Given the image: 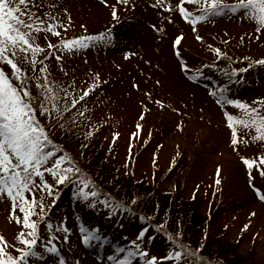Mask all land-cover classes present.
<instances>
[{
	"label": "rangeland",
	"instance_id": "obj_1",
	"mask_svg": "<svg viewBox=\"0 0 264 264\" xmlns=\"http://www.w3.org/2000/svg\"><path fill=\"white\" fill-rule=\"evenodd\" d=\"M115 2L109 0V4ZM44 3L45 7L37 13L42 19H47L44 12L51 11L69 25L66 30L61 28L62 36L95 34L106 28L113 34L111 43L96 41L87 48L61 52L59 61L55 56L46 61L52 78L77 93L97 73L103 81L78 104L77 110L84 113L83 117L74 123L61 121L63 127L50 126V138L62 146H70V151L78 153L79 160L87 161L85 165L95 161V169L106 175L103 179L107 183L106 177L116 176L110 180L114 184L107 186L101 178L91 179L111 196L119 194L118 197L126 196L128 200L136 197L132 201L139 208L110 217L102 204L93 207L85 201L73 203L70 191L65 188L63 194L69 192L68 203L53 204L48 212L54 225L64 221L70 229L67 240L63 239L65 233L57 230L59 238L53 241L64 250L66 264H111L109 256L120 255L114 252L116 246L135 239L140 224H145L141 214L150 219L172 220L169 226L181 228L184 241L193 246L206 242L202 254L235 259L237 264H264V200L255 194L249 184L248 169L240 160L241 156L257 158L264 154V141H252L248 138L249 130L240 128L243 139L234 149L223 110L210 94L211 89L224 83L231 96L251 103L256 97L264 96V65L237 73L231 82L216 69L200 68L209 63L220 68H243L250 60L264 56V29L257 34L254 21L240 12L226 11L201 23L208 29V33L199 32L204 37L201 42L195 39L191 25L181 19L178 11L172 13V22L162 19L169 13L153 6L154 0L117 4L116 20L102 0H44ZM154 24H163L164 31L155 30ZM180 33H183L179 45L181 57L192 69L200 68L212 86L204 87L186 77L172 45ZM56 39L47 37L53 43ZM39 42L47 43L43 33L39 34ZM210 44L226 52L232 58L231 65L226 58L216 60L208 47ZM125 52L133 55L125 58ZM156 100L163 101L164 106L155 103ZM225 107L231 112L238 111L233 106ZM180 122H183L182 130L176 128ZM137 123L141 124L139 130ZM206 130L208 136L204 135ZM114 133H118L115 140ZM188 142L190 147L186 148ZM82 147L90 149L86 148V154H82ZM177 152L182 155L170 167ZM203 154L208 157L203 158ZM218 165L220 183L216 184ZM251 179L264 192V176L255 166ZM175 192L174 197L168 195ZM10 207L7 199L0 200V234L14 243L19 225L12 221ZM81 223L84 227L98 228L108 239L85 244L81 239ZM42 228L43 236H47L45 222H41L40 231ZM149 240L142 244L150 250V255H167L168 245L159 239L148 244ZM213 241L220 247L218 253ZM58 255L60 252L38 258L36 264H58ZM160 263L171 264V261ZM133 264L144 262L136 258Z\"/></svg>",
	"mask_w": 264,
	"mask_h": 264
},
{
	"label": "snow or ice",
	"instance_id": "obj_2",
	"mask_svg": "<svg viewBox=\"0 0 264 264\" xmlns=\"http://www.w3.org/2000/svg\"><path fill=\"white\" fill-rule=\"evenodd\" d=\"M102 2L111 8V16L116 20L117 4L128 5L129 0H116L112 4H109V0ZM186 4L195 7L190 8ZM153 6L166 10L169 14L162 16V19L169 22H172V13L178 11L181 19L191 25L195 39L201 42H204V37L199 34L197 25L226 11L240 12L242 16L254 21L257 34L264 29V0H154ZM44 7V0H0V200L7 199L10 202L9 215L19 225L13 237L14 243L0 234V264H36L38 258L59 253L58 246L53 242L59 238L56 231L65 233L63 239L67 240L70 229L64 221L54 225L49 216L48 209L56 203L55 197L60 195L57 185L71 184L74 188L73 196L93 207L102 204L110 217L117 211H132L129 204L117 200L96 185L68 153L58 154L59 150L49 135L50 126L63 127L61 121L74 123L82 118L84 113L77 110L78 104L103 81L97 73L87 87L77 93L74 88L52 78L46 61L51 56L59 61L61 52L87 48L96 41L111 43L112 31L106 28L95 34L62 36L61 28L66 30L69 25L53 16L51 11L44 12L43 16L47 19H42L37 13ZM152 27L158 32L164 31L163 24H154ZM41 33L47 41L45 44L39 42ZM48 35L57 38L55 43L47 40ZM182 38L183 33H180L173 41L178 57L181 55L178 45ZM208 47L215 54L216 60L226 58L231 65L232 58L221 48L211 44ZM129 55L133 53H124L125 58ZM243 59L249 60L246 57ZM254 65H264V56L250 60L243 68H220L216 63L204 64L200 68L216 69L231 82L237 78V73L247 71ZM180 67L192 80L204 74L200 68L192 69L182 58ZM210 94L216 97V103L223 110L231 130L234 149L243 139L239 135L240 128L249 130L248 138L252 141H264V96H258L249 103L231 96L228 85L224 83L211 89ZM147 95L151 99V93ZM155 103L164 106L163 101L156 100ZM226 105L238 111H228ZM143 116L142 112L141 118ZM136 128L139 130L141 124L137 123ZM176 128L182 130L183 122L177 123ZM117 136L118 133H114L113 140ZM180 155L182 153H176L170 167L177 163ZM240 160L248 169L249 184L255 194L264 200V192L252 184L251 179L254 166L264 176V154H259L257 158L241 156ZM219 172L218 165L216 184L220 183ZM49 176L51 179L47 178ZM46 197L51 198L50 203L46 202ZM135 199L132 198L133 201ZM140 219L145 221V225L140 228L135 239L129 240L126 245L116 246L114 252L120 255L109 256L111 264H133L136 258L144 264H160L162 260L171 261V264H205L201 254L203 245L193 246L191 242L183 241L180 231L165 233L171 245L166 256L150 255L148 248L142 246L145 239L152 238L146 236L151 228L150 217L141 214ZM41 222L47 225V236L41 235ZM247 227L245 224L244 228ZM156 228L163 231L164 222L157 224ZM80 230L85 244L92 241L103 243L108 239L99 233L98 228L81 224ZM57 260L58 264H66L62 254L58 255Z\"/></svg>",
	"mask_w": 264,
	"mask_h": 264
},
{
	"label": "trees",
	"instance_id": "obj_3",
	"mask_svg": "<svg viewBox=\"0 0 264 264\" xmlns=\"http://www.w3.org/2000/svg\"><path fill=\"white\" fill-rule=\"evenodd\" d=\"M168 195L172 197V194L171 195L168 194ZM124 203L128 204L129 202L128 201H124ZM129 205H130V207H131L132 210H134V211L139 210V208L136 206V203H130ZM133 206H134V209H133ZM156 219L160 220L162 218L161 217H158V218L150 219L149 223L150 224H151V222L154 223ZM213 243L218 248V249L215 250L218 253V250H219L220 247H219V245L217 244L216 241H213ZM200 244L203 245V244H206V242L200 241V242H198L197 245H200ZM202 250H204V249L202 248ZM202 250H201V254H202ZM202 256L204 257L205 264H234V263L237 264L235 259H226V257H221V258L214 257V258H212L210 255L207 256L206 254H202Z\"/></svg>",
	"mask_w": 264,
	"mask_h": 264
},
{
	"label": "bare ground",
	"instance_id": "obj_4",
	"mask_svg": "<svg viewBox=\"0 0 264 264\" xmlns=\"http://www.w3.org/2000/svg\"><path fill=\"white\" fill-rule=\"evenodd\" d=\"M200 28H201V27H200ZM200 28L198 29L199 31H201V32H203V33H208V29H207V28L203 27V28H201V30H200ZM169 62L172 63L171 60H169ZM169 62H168V63H169ZM171 70H172L173 72H175V70H173V69H171ZM121 94H122V96H123V92H122V91L120 92V95H121ZM115 95H116V94H115ZM118 99H119V96H118ZM208 133H209V131L206 130L205 133H204V135L208 136ZM214 143H215V141H214ZM184 146H185L186 148H189V147H190L189 142L186 143ZM202 156H203V158L208 157L206 154H203ZM227 156H228V155H227Z\"/></svg>",
	"mask_w": 264,
	"mask_h": 264
}]
</instances>
